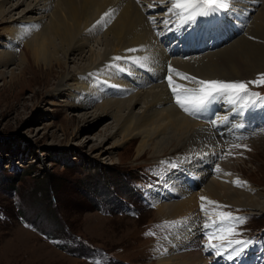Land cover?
I'll use <instances>...</instances> for the list:
<instances>
[{"label":"rangeland","instance_id":"obj_1","mask_svg":"<svg viewBox=\"0 0 264 264\" xmlns=\"http://www.w3.org/2000/svg\"><path fill=\"white\" fill-rule=\"evenodd\" d=\"M34 1L33 5L39 7L44 3V0ZM148 2L163 6L168 1L140 0V4L148 16L157 17L156 23L148 19L149 24L158 34L155 37L159 45L171 48V54L181 55L188 47L205 48L223 29L232 26L228 19H222L221 24L211 22L212 17H197L178 28V17L162 7L149 13ZM23 9L21 5L6 22L0 20V53L11 48L14 54L8 63L0 64V264H95V261L156 264V258L166 246L160 242L162 237L179 235L181 228L171 227L172 231L166 232L167 227H156L169 220L158 213L154 199L161 195L163 184L173 176L196 169L205 153L208 157L217 152L204 166L209 165L212 170L219 166L224 174L230 173L231 180L247 181L246 187L256 193L253 196L262 200L264 206V118L256 124L252 122L251 130L246 133L243 132L249 123L224 121L226 129L207 123L201 126L205 132L200 135L201 146H195L193 140L199 135H194L177 148L170 146L160 154H152L159 140L153 137L147 141L145 153L138 156L142 135L132 133L120 143L118 137H108L115 130L112 117H93V105L78 108L71 103L69 86L78 87L71 81L73 75L69 80L52 76L49 79L43 72H35L26 73L20 81H9L11 70L18 72L17 58L26 40L40 32V28L30 29L21 38L25 28L34 24L20 18ZM248 12L249 15L253 11ZM166 14L172 21L167 27L160 22ZM95 18L96 11L88 18L89 23L83 26L84 32L79 38L84 42V50L102 54L106 27L96 25ZM224 25L227 27L222 28ZM119 49L105 51L97 63L108 57L131 55L124 47ZM56 55L63 59L61 52ZM68 57L69 71L84 64L75 53ZM54 69L56 76L60 69ZM257 76L241 80L249 81ZM258 88L264 90V86L250 85L252 91L264 95ZM225 106L223 102L217 103V112L229 114ZM252 106L240 108V112ZM230 116L239 117L233 113ZM195 121L200 123L197 118ZM238 130L242 136L236 133ZM233 137L239 139L233 140ZM236 144L247 147H232ZM229 152L232 154L226 155ZM223 205L230 206L223 210L246 218L238 230L243 232V238L255 241L243 253L252 257V262L247 259L246 264H264V208L252 210L230 203ZM189 214L174 221L187 218V225L195 227V231L202 229L206 217L200 207ZM149 231L155 235H146ZM239 257L245 261L244 256Z\"/></svg>","mask_w":264,"mask_h":264},{"label":"bare ground","instance_id":"obj_2","mask_svg":"<svg viewBox=\"0 0 264 264\" xmlns=\"http://www.w3.org/2000/svg\"><path fill=\"white\" fill-rule=\"evenodd\" d=\"M166 1L168 4L149 8V13L156 12L161 7L163 10L169 7L170 2ZM231 1L227 11L220 12L210 20L221 23L222 19H228L232 25L222 26L227 29H223L212 41L213 45L207 38L211 44L205 48L188 47L184 48L181 55L172 56L171 52H167V49L157 42L155 36L158 34L152 31L148 13L142 10L144 7L140 2L137 3V0H44L40 7L33 5L34 0H0L2 23L6 22L19 6L24 5L20 18H24L27 23L40 25V32L26 40L22 54L17 58L18 72L11 70L9 81H20L26 73L35 72H43L49 79L52 76L69 80L73 75L71 81L76 82L78 87L69 86L71 103L78 108L93 105V117H112L115 130L112 135L109 133L108 137H118L120 143L128 140L132 133L142 135L143 141L137 148L138 156L145 153V145L153 137H159V140L152 148V154L170 146L177 148L185 139L194 135H199V139L193 140L198 147L201 144L200 135L205 133L201 128L204 124L198 123L195 118H189V115L173 102L165 79L168 65L171 64L179 71L201 79L241 80L264 72V0ZM151 3L148 2L147 5ZM110 9H113L114 13L107 23L106 30H103L106 33L101 43L104 47L103 53H94L91 49L84 50V42L79 37L84 32L83 26L89 21L88 18L96 11L95 19L98 20L103 12ZM249 9L253 12L248 15ZM31 10H34V19L30 16ZM163 17L171 19L167 14ZM176 23L178 28L184 24L179 18ZM187 29L190 30L189 26ZM119 46L124 47L125 51L129 48L137 49L128 56L147 57L143 62L145 66L141 67L131 60H122L126 63L115 62L119 65L118 68L113 66V62L110 63L112 59L109 57L97 63L105 51H118ZM58 51L62 53L63 59L57 57ZM74 53L84 64L69 71L66 66L67 59ZM3 54L0 53L1 65H5L9 58L14 57L11 48H6ZM54 67L60 69L56 76L53 74ZM173 78L179 80L175 75ZM239 109L237 107L232 112ZM233 114L240 116V113ZM206 168H193L194 170L187 171L188 174L175 176L170 182H166L164 191L154 199L158 213L166 220H178L182 216L190 215L189 213L200 206V196H207L221 204L230 203L243 208L263 210L262 200L259 201V198L253 196L256 193L249 190L250 187L235 188L227 173L212 172L211 169L206 172ZM187 224L189 223H181L173 228H181V234L162 237L160 242L166 246L156 258V264H223V259L228 260L223 258L219 263L212 261V256L216 255L203 248L202 241L206 242L202 234L204 230L200 228L195 231V227ZM187 226H190L189 229ZM241 258L238 257L236 263L231 261L230 264H246L247 258L243 257L245 261Z\"/></svg>","mask_w":264,"mask_h":264},{"label":"snow or ice","instance_id":"obj_3","mask_svg":"<svg viewBox=\"0 0 264 264\" xmlns=\"http://www.w3.org/2000/svg\"><path fill=\"white\" fill-rule=\"evenodd\" d=\"M139 2L140 0H137V3ZM169 2L170 6L167 7V13H171L178 17L184 24H187L189 21H195L197 17L211 18L222 11H227L230 7L231 0H169ZM154 6L155 2L148 5L149 8ZM113 13V9L103 12L95 24L107 27V23L110 22ZM148 19L152 23H156L155 17L149 16ZM160 22L167 27L172 21L170 18H164ZM39 27L40 25L38 23L31 24L25 28L21 38L28 35L30 29L38 30ZM126 51L134 53L137 49L129 48ZM111 59L113 66L119 68V65L115 64L116 61L131 60L133 63L144 67L143 62L148 58L115 56ZM174 75L179 80L174 79ZM165 79L172 94L173 102L184 113L196 118H199L202 113L207 112L212 105L218 102L233 106L232 110H235L237 107L245 108L249 105H254L258 101L264 102V95L250 89V85L264 86V73H259L256 79L249 81L201 79L179 71L169 64ZM213 115L216 118L210 119L209 123L216 126L221 122V118L218 113H214ZM223 119L226 120L227 116H224ZM238 127H242V125H238ZM232 147L240 148L247 146L236 144ZM231 154V152L226 153V155ZM216 171H220L219 166L216 167ZM232 183L240 187L247 185V181H242L239 178L233 180ZM199 200L201 202L200 211L206 217L202 224V229L204 230L202 234L206 238V242L202 241L205 251L213 252L216 256L226 255L228 260H234L255 243L251 238H243V232L238 230V225L245 222V217L234 215L232 211L223 210L230 206L223 205L207 196H200ZM181 223H187V218L183 221H164L163 224H158L156 227H177ZM145 234L155 235V232L149 231ZM95 264H99V261H95Z\"/></svg>","mask_w":264,"mask_h":264}]
</instances>
